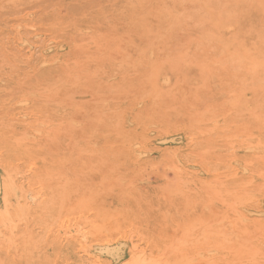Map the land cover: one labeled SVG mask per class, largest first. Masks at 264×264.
Masks as SVG:
<instances>
[{
	"label": "rangeland",
	"instance_id": "obj_1",
	"mask_svg": "<svg viewBox=\"0 0 264 264\" xmlns=\"http://www.w3.org/2000/svg\"><path fill=\"white\" fill-rule=\"evenodd\" d=\"M0 264H264V0H0Z\"/></svg>",
	"mask_w": 264,
	"mask_h": 264
}]
</instances>
